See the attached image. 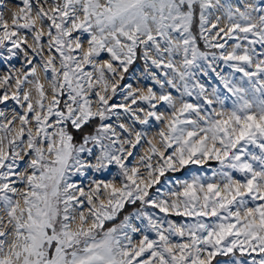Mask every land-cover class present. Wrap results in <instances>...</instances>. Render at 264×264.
<instances>
[{
	"label": "snow or ice",
	"instance_id": "6c2138e0",
	"mask_svg": "<svg viewBox=\"0 0 264 264\" xmlns=\"http://www.w3.org/2000/svg\"><path fill=\"white\" fill-rule=\"evenodd\" d=\"M214 261L264 264V0H0V264Z\"/></svg>",
	"mask_w": 264,
	"mask_h": 264
},
{
	"label": "rangeland",
	"instance_id": "374dc122",
	"mask_svg": "<svg viewBox=\"0 0 264 264\" xmlns=\"http://www.w3.org/2000/svg\"><path fill=\"white\" fill-rule=\"evenodd\" d=\"M6 2H7V5H8V9H10L11 11H15L16 10V6L19 4L20 0H6ZM235 2L243 3V2H245V0H235ZM5 15H6V18H8L10 16V11H6ZM199 43H200L201 49L203 50V48H204L203 41H200ZM102 57L106 59L107 58V54H102ZM13 63H14V66L17 67V68L22 66L21 61H19V60L14 61ZM141 66H142V61H140V60H138L136 63H134L132 66H130L129 73L125 74V76H126L125 82L132 83L133 87H136L138 82L135 79V77L138 76L140 71L142 70ZM225 71L227 72V71H229V69H225ZM237 75H239V74H237ZM200 79L202 80V82H204L206 85H209V86H215V85H217L219 83V81L215 77H213L211 80H209L208 78H205V77L201 76ZM139 84L141 86L151 85L152 82L150 80L141 79L139 81ZM220 87L222 88V85H220ZM171 91L173 92L174 96H178L179 95L178 93L175 92V90H171ZM119 99H120V97H117L118 101H119ZM186 99H189L192 102H196L195 101V97H190V98H186ZM160 108H161V111L165 110V107L163 105H161ZM150 124H151V127L149 129L150 135L155 134V132L158 130V127L162 126L161 124H159V122H155V121H150ZM141 127H143V126L137 125L138 129L141 128ZM142 145H143V147L138 146V148L134 152V154L136 156V159H133L131 157L129 158L128 163L130 165H136L139 156L143 154L144 149L147 147V145L144 144L143 141H142ZM218 167H219L218 162L209 161L205 165H189V166H187L186 169H184L182 171H179V172H175V173L166 172L165 176L161 177V183L155 185L152 189H150V192H155L156 188H163L164 191H167L169 186L167 184H165V180L166 179H172L173 181H175L177 179H179V180L191 179L192 175H194V174L195 175H205L206 174L208 176H211L212 170H214V169H216ZM141 171L143 172L144 169L141 168ZM116 172H117V168H116V166L113 165V166H110L109 170L106 171V172L95 173V174L89 173L88 175L89 176H93L94 175L95 178H97V179L107 180V179H111L113 177V175L116 174ZM74 179H76V178L74 177ZM117 179H119V178L117 177ZM87 182H88V180L86 179L85 183H87ZM172 187H176V185H173ZM85 190L87 191V188ZM126 206H128V205H126ZM126 206H125V208H126ZM129 206H132V205H129ZM135 207L136 206H134L133 208L128 210V212L125 215L129 214L130 212L135 211ZM157 215H161L162 216L164 214L163 213H159L158 210H157ZM170 218L173 219V220H176L178 222H183L182 218L175 217L174 215L170 216ZM117 219H118V217H117ZM120 220H118L114 224L119 223ZM184 220H188L190 222V218H184ZM107 224H108V222L106 223V227L114 225V224H112V225H107ZM149 234L154 237L153 233H149ZM134 239H139L138 234L136 236H134ZM244 258L247 259L248 261H250L252 258L260 259L261 257L257 253H252L251 256H249L248 253L246 252L244 254ZM225 259L226 258H223V257H217L218 261H223ZM214 264H216L215 261H214Z\"/></svg>",
	"mask_w": 264,
	"mask_h": 264
},
{
	"label": "trees",
	"instance_id": "16d2710c",
	"mask_svg": "<svg viewBox=\"0 0 264 264\" xmlns=\"http://www.w3.org/2000/svg\"><path fill=\"white\" fill-rule=\"evenodd\" d=\"M133 207H134V206H129V205L126 206L125 210H124L123 212H121L120 215L118 216V219L115 220V221H110V222H108L107 225H112V224H114L115 222H117L118 220H120V219L122 218V216L125 215V214L128 212V210H130V209L133 208Z\"/></svg>",
	"mask_w": 264,
	"mask_h": 264
}]
</instances>
